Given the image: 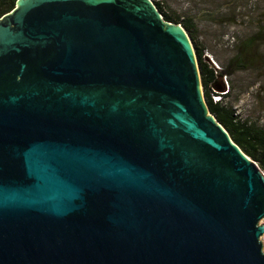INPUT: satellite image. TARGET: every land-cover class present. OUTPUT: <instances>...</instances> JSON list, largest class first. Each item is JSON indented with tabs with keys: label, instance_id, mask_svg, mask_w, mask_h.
<instances>
[{
	"label": "water",
	"instance_id": "1",
	"mask_svg": "<svg viewBox=\"0 0 264 264\" xmlns=\"http://www.w3.org/2000/svg\"><path fill=\"white\" fill-rule=\"evenodd\" d=\"M263 220L264 174L151 0L0 18V264H264Z\"/></svg>",
	"mask_w": 264,
	"mask_h": 264
},
{
	"label": "rangeland",
	"instance_id": "2",
	"mask_svg": "<svg viewBox=\"0 0 264 264\" xmlns=\"http://www.w3.org/2000/svg\"><path fill=\"white\" fill-rule=\"evenodd\" d=\"M159 1V0H158ZM171 10L189 15L198 25V41L216 70L221 63L234 57L243 39L257 30L258 20L264 19V0H160ZM213 19L217 21L214 22ZM257 32V31H256ZM251 64L244 72H234L223 78L224 94L234 83V90L224 99L236 114L258 124H264V42L249 47ZM234 66L230 70H233ZM264 224V220L262 221Z\"/></svg>",
	"mask_w": 264,
	"mask_h": 264
},
{
	"label": "trees",
	"instance_id": "3",
	"mask_svg": "<svg viewBox=\"0 0 264 264\" xmlns=\"http://www.w3.org/2000/svg\"><path fill=\"white\" fill-rule=\"evenodd\" d=\"M166 22L180 24L188 34L195 51L200 74L201 88L204 100L209 112L216 118L221 126L229 134L231 140L240 150L253 160L264 174V124L252 122L248 119L240 118L231 104L225 103L224 99L234 90V83L230 79V85L226 93L220 94L217 90L225 88L223 78L231 76L234 72H244L254 68L251 64V54L249 47L256 43L264 42V19L258 20L254 28L257 32L249 34L237 49L234 57L221 63L220 70H216L211 64L205 61V48L198 41V25L189 15L184 17L171 10L165 2L151 0ZM162 1V0H161ZM17 0H0V18L11 12ZM216 22V19H213ZM234 66L233 70H230ZM220 96L218 101L213 97Z\"/></svg>",
	"mask_w": 264,
	"mask_h": 264
},
{
	"label": "built area",
	"instance_id": "4",
	"mask_svg": "<svg viewBox=\"0 0 264 264\" xmlns=\"http://www.w3.org/2000/svg\"><path fill=\"white\" fill-rule=\"evenodd\" d=\"M220 94H222V93H220ZM213 98H214L215 101H218V100L220 99V96H215V97H213ZM261 242H262L263 250H264V234H263V236L261 237Z\"/></svg>",
	"mask_w": 264,
	"mask_h": 264
}]
</instances>
